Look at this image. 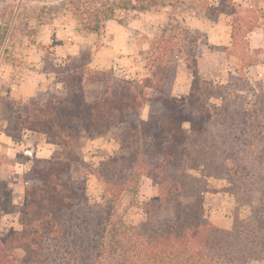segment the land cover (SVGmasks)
<instances>
[{"label":"trees","instance_id":"obj_1","mask_svg":"<svg viewBox=\"0 0 264 264\" xmlns=\"http://www.w3.org/2000/svg\"><path fill=\"white\" fill-rule=\"evenodd\" d=\"M116 1L106 0L102 19L85 23V31L96 33L117 10L136 8L132 0ZM231 7L226 11L238 21L248 14L241 5ZM161 39L150 42L155 58L142 78L94 69L92 53L79 52L56 64L60 88L24 105L9 130L12 138H20L15 132L19 123L22 130L44 134L58 149L32 165L37 183L25 188L22 227L0 237V264H264V152L245 153L248 164L235 170L240 177L228 169L235 216L230 228L213 223L203 206L208 185L190 172L199 156L206 161L199 160L200 166L207 164L197 151L203 148L200 144L188 151L201 116L185 111L167 91L168 55L177 52L175 56L195 61L198 40H178L175 46ZM146 102L151 109L143 119ZM187 113L190 132L182 125ZM109 134L119 150L97 166L103 184L110 187L115 175L121 183L136 173L149 177L156 188L143 202L144 217L138 223L108 227L111 209L90 202L86 183L75 177L73 160L80 158L76 147ZM243 206L247 210L241 215Z\"/></svg>","mask_w":264,"mask_h":264},{"label":"rangeland","instance_id":"obj_2","mask_svg":"<svg viewBox=\"0 0 264 264\" xmlns=\"http://www.w3.org/2000/svg\"><path fill=\"white\" fill-rule=\"evenodd\" d=\"M105 1L0 0L1 128L10 134L29 100L60 88L54 68L71 49L90 51L100 61L94 66L102 70L112 68L117 76L142 78L155 58L152 40L162 38L161 43L169 40V45H175L178 40L197 38L195 61L175 56L177 52L168 55L167 91L185 111L201 116L194 125L198 133L189 138L188 151L200 144L203 148L197 151L204 154L207 164L202 168L199 160L204 158L199 156L190 172L200 178L199 183L208 185L203 194L208 218L230 228L236 202L228 189V169H234V178L240 177H235V170L248 164L245 153L264 152V66H255L264 62V46L252 50L245 38L249 29L264 32V0H132L135 9L117 10L115 18L107 20L98 32H86L85 23L102 19ZM232 4L247 8L248 14L238 21L226 11ZM216 7L221 10H214ZM248 17L252 23L247 22ZM150 109L146 102L141 117L147 119ZM189 118L182 123L188 132L193 128ZM17 125L15 132L21 140L26 132ZM40 135L47 140L35 132L33 141ZM53 146L54 151L58 149ZM76 149L80 158L75 155L73 160L75 177L86 183L90 202L111 209L108 227L122 221L140 222L143 202L156 192L153 181L135 173L119 183L117 174L112 186L103 184L97 166L119 150L111 134L83 140ZM26 154L19 153L17 158L28 156L33 164L43 159L35 157L36 152ZM30 169L17 173L13 161L0 153V237L22 227L25 188L37 183ZM21 196L23 200L16 204L14 199ZM246 210L240 207V214Z\"/></svg>","mask_w":264,"mask_h":264},{"label":"crops","instance_id":"obj_3","mask_svg":"<svg viewBox=\"0 0 264 264\" xmlns=\"http://www.w3.org/2000/svg\"><path fill=\"white\" fill-rule=\"evenodd\" d=\"M248 36H246V40L250 43L252 50L262 48L264 46V32H261L259 29L250 30ZM79 50H70L69 55H77ZM97 57H93L90 62V67L94 69H103L94 66V63L100 62L97 60ZM256 67L264 66V62H259L255 64ZM262 75V73L260 74ZM148 118V117H147ZM144 119V118H143ZM25 134H23V138L19 141L14 140L12 136L0 126V153H4L9 159H11L14 163L15 168L17 169V173H22L24 171H28L32 165V158L28 156H24L22 160L17 158L19 153H27L30 152L29 156H33V153L36 152L35 157L41 158H50L54 152V146L52 143L48 142L44 136L40 135L39 139L33 141L34 131L25 130ZM28 155V154H26ZM23 195V193H22ZM23 200V196L19 197V200L14 199L16 204L20 203Z\"/></svg>","mask_w":264,"mask_h":264},{"label":"built area","instance_id":"obj_4","mask_svg":"<svg viewBox=\"0 0 264 264\" xmlns=\"http://www.w3.org/2000/svg\"><path fill=\"white\" fill-rule=\"evenodd\" d=\"M28 153V155H30V152H27Z\"/></svg>","mask_w":264,"mask_h":264}]
</instances>
